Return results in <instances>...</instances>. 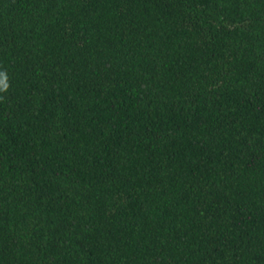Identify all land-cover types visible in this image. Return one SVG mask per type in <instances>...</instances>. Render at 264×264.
Wrapping results in <instances>:
<instances>
[{
  "label": "trees",
  "instance_id": "16d2710c",
  "mask_svg": "<svg viewBox=\"0 0 264 264\" xmlns=\"http://www.w3.org/2000/svg\"><path fill=\"white\" fill-rule=\"evenodd\" d=\"M0 264H264V0H0Z\"/></svg>",
  "mask_w": 264,
  "mask_h": 264
}]
</instances>
